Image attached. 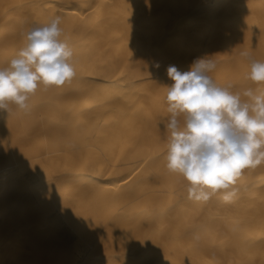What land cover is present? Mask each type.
I'll use <instances>...</instances> for the list:
<instances>
[{
  "label": "bare ground",
  "instance_id": "1",
  "mask_svg": "<svg viewBox=\"0 0 264 264\" xmlns=\"http://www.w3.org/2000/svg\"><path fill=\"white\" fill-rule=\"evenodd\" d=\"M56 15L75 78L0 110V264H264V164L195 202L164 127L169 66L264 91V0H0V68Z\"/></svg>",
  "mask_w": 264,
  "mask_h": 264
},
{
  "label": "clouds",
  "instance_id": "2",
  "mask_svg": "<svg viewBox=\"0 0 264 264\" xmlns=\"http://www.w3.org/2000/svg\"><path fill=\"white\" fill-rule=\"evenodd\" d=\"M61 22L56 15L27 31L25 45L0 68V110L15 105L27 111L40 85L62 87L75 78L74 52L61 39ZM215 67L213 60L198 58L185 72L167 68L174 82L166 95L165 159L167 170L187 182L188 199L207 202L220 194L228 203L237 195V179L264 164V91L248 88L241 94L231 91V83L218 86L208 75ZM247 78L264 85V61L251 60Z\"/></svg>",
  "mask_w": 264,
  "mask_h": 264
}]
</instances>
